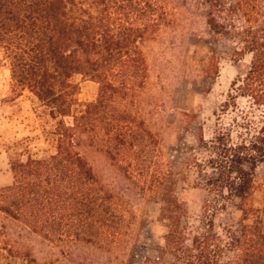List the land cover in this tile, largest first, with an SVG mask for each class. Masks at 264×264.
<instances>
[{
	"label": "trees",
	"instance_id": "obj_1",
	"mask_svg": "<svg viewBox=\"0 0 264 264\" xmlns=\"http://www.w3.org/2000/svg\"><path fill=\"white\" fill-rule=\"evenodd\" d=\"M163 0H0V49L11 81L28 89L56 119V151L46 158L14 160L12 182L0 186V216L57 242L93 244L120 264L126 235L115 196L98 181L76 149L83 139L101 146L112 164L159 204L164 232L157 254L132 264H264V203L252 204L256 169L264 164V0H200L209 31L239 41L249 55L243 77L231 83L205 155L185 158L194 187L206 191L200 214H188L160 141L137 111L147 77L142 42L168 23ZM80 74L95 81L93 101L80 103ZM238 98L246 100L239 106ZM70 116L66 125L63 117ZM182 180L186 181L183 171ZM238 200L235 228L215 225L218 211ZM252 214V223L245 222ZM0 223V264H80L37 260L6 238Z\"/></svg>",
	"mask_w": 264,
	"mask_h": 264
},
{
	"label": "rangeland",
	"instance_id": "obj_2",
	"mask_svg": "<svg viewBox=\"0 0 264 264\" xmlns=\"http://www.w3.org/2000/svg\"><path fill=\"white\" fill-rule=\"evenodd\" d=\"M168 23L149 33L142 42L147 77L137 100V111L157 136L164 159L175 173L176 194L190 216L200 214L206 191L194 187V169L185 170V158L205 155L199 148V136L210 139L217 118L227 122L221 112L231 83L243 77L249 55L239 56V41L212 34L206 23L200 0H163ZM71 81L78 86L80 103L93 101L98 85L80 74ZM239 106L246 100L238 98ZM66 125L72 118L63 117ZM56 119L28 89L11 81L8 61L0 49V186L12 182L11 162L27 157L46 158L56 151ZM76 149L84 156L99 183L115 196L117 209L124 217L126 235L120 252V264L141 262L157 254L164 228L159 221V204L151 193L141 192L134 181L126 179L97 143L83 139ZM183 171L186 181L182 180ZM252 204L264 203V164L256 169ZM264 223V214H258ZM242 217L238 200L230 202L215 216L217 228H235ZM255 217L248 214L245 222ZM11 245L26 249L39 261L61 259L69 263L102 264L109 255L93 244L57 242L32 232L19 221L0 216Z\"/></svg>",
	"mask_w": 264,
	"mask_h": 264
}]
</instances>
